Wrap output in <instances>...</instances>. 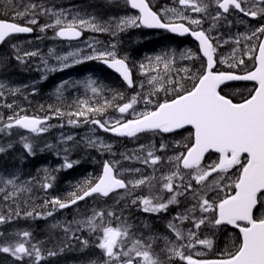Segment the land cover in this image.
Masks as SVG:
<instances>
[{
	"label": "snow or ice",
	"instance_id": "obj_1",
	"mask_svg": "<svg viewBox=\"0 0 264 264\" xmlns=\"http://www.w3.org/2000/svg\"><path fill=\"white\" fill-rule=\"evenodd\" d=\"M182 9L165 8L163 12L173 13V16L162 20L161 15L152 10L148 0H125L126 4H130L132 9H138L139 15L121 18L117 27L119 29L127 27L146 26L149 28L166 29L172 33H180L181 35L190 33L199 41V51L202 52L203 58H206V63H201L200 67L192 72L191 69L185 68L182 71L188 79L192 80L190 88H186L181 82L183 78L175 80L171 78L161 77L159 75L152 76L148 80V84L153 86L152 91L144 94L142 92L131 96L127 102L115 105L116 111L120 114V118L115 120L93 119L97 114H104L108 107H112V102L105 100L103 105L96 107L90 106L88 101H82L78 104V110L69 115H75L77 120L83 118L85 122H90L98 126L104 131L111 132L118 136L136 137L139 133H156L167 134L174 133L176 130L184 129L185 126H191L192 131L188 135L190 144L180 145L177 142V147L183 146L184 152L167 157V162L174 166V170L169 174L161 176L159 179L163 181L162 191L171 193L167 201H162L159 196L137 197L132 200V204H141L142 210L146 213H159L166 211L169 205L178 203V196H189L195 201L189 212L195 213L197 209L202 216L196 220L193 218L194 228L199 229L208 221V216L203 214H211L212 219L208 221L215 226L232 225L239 229L241 238L239 242L234 244V250L221 254L218 259H196L192 255H184L182 249L185 247L192 248L195 244L206 245L212 247V241L208 239H198L196 231L188 230L187 235L181 230L179 225L174 222H169L168 228L174 233L177 242L164 238L166 251L171 256H178L187 264H264V211L260 215H256V211L264 210V40L258 45H254L247 49L245 54L251 53L250 59L254 61V70H249L244 75H237L231 71L215 70L217 63L215 59L216 46L213 44V39L206 34L204 30H194L193 25L199 26L202 20L192 18L186 15V11L191 13H207L209 4L205 0H174ZM9 5H13V0H7ZM217 7L216 16L212 17L214 21L219 20L223 14L229 13L231 10L242 13L245 17H260L264 18V0H215ZM222 10V12L220 11ZM51 15L55 17L52 23H46L40 26V31L46 29H58L56 36L61 38H78L81 35V29L85 27L91 28L93 31H106L107 28L92 23L91 20H85L79 16H73L71 20L61 12H54L50 9L43 8L42 5L29 3L24 6V10L20 11L14 8L12 19L0 18V43L6 38L14 34L31 33L33 28L30 25H37L38 15ZM27 24L17 23V20L26 19ZM179 21V22H178ZM185 21L187 24H185ZM215 25H213L214 27ZM211 31V29H209ZM264 35V24L256 28L250 35L243 36V39L250 41L253 37ZM241 37L238 36L235 40L236 44L240 43ZM227 43V41H225ZM15 48L16 46L13 45ZM115 49V45L111 46ZM258 48V55L255 50ZM233 49L234 64L230 67H238L244 64L242 58L236 59ZM94 55L85 56L83 60L96 59L103 61L109 68L114 69L129 87H132L133 80L131 69L129 68L127 57L120 58L115 51H100L93 49ZM52 54V50H49ZM37 52H25L23 56H35ZM80 55L79 52H70L67 56L57 57V60L62 63V67H70L66 61L71 57L74 58V63L82 62L81 59H75ZM182 58L199 59L190 51L187 54H182ZM20 60V55L16 56ZM150 63L153 58H148ZM156 68L160 64L164 66V72L168 73L170 67L174 63L173 57L167 53L158 55L154 58ZM224 61L221 60V63ZM46 64V62H45ZM140 68L144 69L145 65L140 64ZM47 71H55L56 69H48ZM155 70V69H154ZM226 81H254L256 86L253 87L248 96L240 102H234L227 95L221 94V85ZM86 87L91 88V91L96 94L98 89L94 86L95 81L88 79L84 82ZM64 85H61L63 87ZM4 85L0 84V97L4 96ZM143 88V84H141ZM15 91H19L16 89ZM59 91V89H57ZM159 92H164L166 98L163 101L155 100L152 97ZM171 93V97L168 94ZM123 100L122 94L117 93L113 98ZM143 104V108L138 110L137 106ZM7 108L12 109L13 104H6ZM57 114H61L59 109ZM131 116V118H126ZM47 118L41 119L36 116L21 115L14 112L12 116L7 118V123L0 127V132L18 127L28 130L31 133H42L47 129L43 126ZM3 117H0L2 123ZM77 121L69 120V123ZM24 138H22L23 140ZM68 136L66 140H72ZM90 146H96L97 141H89ZM101 148L110 150V145H105L102 141L99 142ZM10 147V145H9ZM23 147L31 154L33 152L30 143H24ZM168 147L167 144L161 143L159 149L154 145H150L148 150H145L144 145H140L132 155L122 154L125 159L140 160L144 165L153 167V172L156 171L155 166L164 162V158L157 155V151H164ZM5 149L0 147V152ZM214 151L218 154V160L213 161L209 165H203L202 161L205 154ZM136 152L144 153L143 156L136 155ZM118 162L105 161L103 164L102 174L94 181L86 180L81 186L79 192L71 193L67 201H61L59 198H53L50 201L53 206V212L57 206L59 209H64L76 204L78 201L84 200L86 197L98 194L109 196L117 190H125V195H131V190H134L142 185L151 186V182L157 177L146 176L141 173L140 169H128L126 171L140 175L139 179L125 180L120 178V173L115 169V164ZM74 162H69L67 158L62 165L65 169L73 167ZM238 168L239 174L225 188H231L233 191L226 192L223 196L217 195L216 198H209L208 192L211 191L210 186H206L208 178L216 173L218 176L227 173L229 169ZM187 170L190 178L185 183V178L181 174ZM47 171V170H45ZM49 177L46 175L45 179ZM221 179L223 177L221 176ZM179 180L180 183H176ZM195 183V187L193 186ZM4 187H0V192H4L3 199L8 201L16 200L22 192L31 191L27 187L30 181L22 184L17 183V178L12 177L2 181ZM213 181V184H217ZM11 186L12 191L6 189ZM43 188L51 187V184L44 183ZM131 189V190H130ZM124 197H121L123 199ZM49 203L48 201L45 202ZM19 211L16 215L19 216ZM53 213L48 212L51 216ZM25 216H32V212H26ZM36 215H40L37 213ZM111 218L115 213L111 211L93 209L92 215L78 223L88 227L90 231H101L98 247L103 250L104 255L109 258V261H119L123 258V264H162L160 259L154 255L151 243H144L142 240H133L132 246L127 251L123 250L124 241L122 237H128V226H104L105 216ZM12 218L11 209L9 215H0V224L8 222ZM99 219V223L97 220ZM189 219L185 213H178L173 217V221L183 222ZM55 227V225H54ZM70 228H65V233L70 232ZM3 233H0L2 236ZM20 240L7 245H0V252L8 253L12 257L23 260L24 257L33 259L35 264H39L41 260V249L38 245L31 243V233L28 231L16 233ZM75 238V233H72ZM187 240L184 244L182 241ZM86 246L87 241H83ZM171 245V247H168ZM120 250L117 251L116 249ZM134 253V255H133ZM55 252H49L48 255H55Z\"/></svg>",
	"mask_w": 264,
	"mask_h": 264
},
{
	"label": "rangeland",
	"instance_id": "obj_2",
	"mask_svg": "<svg viewBox=\"0 0 264 264\" xmlns=\"http://www.w3.org/2000/svg\"><path fill=\"white\" fill-rule=\"evenodd\" d=\"M151 1L152 6L154 5V9L156 11H160L165 19H167V17L173 16V13L169 12L167 13V16H165L163 9H182V6L178 5V3L174 2V0H172V3L166 2V0ZM205 2L209 4L207 13L196 14L191 13L190 11H186L185 14L191 16L192 18H199L202 20L201 25L193 26L196 28H205L209 32L210 36L214 38L213 40L216 43V58L222 65V68L228 70L234 69L246 72L249 71V69L247 68L248 62L246 58H248L251 53H245L247 52L248 48L257 45L258 37L260 35L258 34V37H253V39L250 41L244 40L243 36L250 35L253 30L264 24V18H260L258 22H256V24H251L250 28L248 22H244L241 20V18L237 17L236 14H239L238 11L231 10L229 12V14H233L231 15V18H228L227 14H223V16L218 20L217 23L213 22L209 24L208 22L211 21L212 17L216 16L218 9L216 7L215 0H205ZM18 3L21 4L19 5ZM29 3L42 5L43 8L50 9L54 12L63 11L69 20H71L73 16H79L80 18H83L85 20H91L92 23L101 25L108 30L93 31L91 28L85 27L83 29L87 32L89 31L90 34L86 40L78 43H68L61 40L56 36V31L58 29L52 28L46 29L43 32L40 31L38 35L34 37L10 39L8 42H6L0 48V84L4 85V96L0 97V117H3V121L2 123H0V127L8 122L7 118L9 116H12L14 112L21 114V105L26 98L28 100L27 102H30V95L37 93L38 96H40L37 90H30V86L28 88H25V85H22L20 83L21 81L19 76L17 75L15 65L8 69L11 75H3V69L6 68L9 63L11 64L10 61L12 59L18 66L27 67V70L38 68V72L43 78L42 80L48 78L52 73L54 76L56 75V73H66L65 71L68 72L70 69H72V67L88 61V67L90 69L88 70V74L84 75L81 78H77V83H66V87L67 89H70L71 95L64 96L63 90L59 89V91H54L52 95L47 98V100H50L48 102V106H50L51 108H53L54 106L58 109L65 108L70 113H75L78 110V104L82 101H88L89 105L92 106L94 100L97 99V96L101 95L100 88L97 85L95 87L98 89V92L94 94L91 91V88L86 87L84 83L88 79H91L93 81L97 80L99 78V75L95 78L96 71H100L103 74L101 66L99 65V60H83V57L85 56L94 55L93 49L97 50V52L106 50L115 51L118 57H127V59L134 62V69L140 75L136 91L134 93H131L130 91L128 93V96L126 97H124L121 91H117L115 87L112 91H110L111 98H114L117 93L123 95V100L117 98L120 101L119 104L127 102L131 96L136 94V92H143L144 94H147V91H152L153 86L148 84V80L151 79L152 76L159 75L161 77L170 78V74L174 69V63L170 67L168 73L164 72L163 64H160L159 68H156L155 65L154 58L158 55H163L164 52L157 55H145L143 53L142 55L134 53L132 51L131 47L134 46L137 42L141 41L137 37L138 30L136 29H138L139 27H134L136 29L133 31L136 36V40H134L133 43L131 41H128V43H123V29H119L117 27V23L121 18L136 16L127 12V9L128 11H130V9L126 3L113 0H50L49 2H46L45 0H13V5H9L7 3V0H0V14L3 15L0 17L12 19L14 8L23 11L24 6ZM220 11L222 12V10ZM31 18L32 17L29 16L26 19H20L17 21L27 22V20ZM36 18L38 20V24L36 26L39 29L41 25L52 23L55 19V17L51 15L43 14L38 15ZM213 25L215 26L213 27ZM219 27H224V30L217 31V28ZM243 27L248 28L244 30ZM209 29H211V31H209ZM95 33H102L103 37H98ZM238 36H240L241 39L240 43L236 44L235 40ZM225 41H227V43H225ZM120 44L126 45L122 47L120 46ZM13 45H15L16 47L14 48ZM112 45L116 46L115 49H112ZM50 49L52 50L51 55L49 54ZM233 49L237 50L235 52L236 59L242 58L244 60L243 65H240L238 67H230V65L234 64L235 62L233 60ZM189 50L191 49L186 48V51ZM25 52H37L38 55L23 56V53ZM70 52H79L80 55L75 59H81L82 62L74 63V58L70 57L66 61V63L71 66L62 67V63L57 60V57L67 56ZM182 54H185V51L179 55L174 56L177 58L178 62H185V60H187L186 58H182ZM17 55H20L22 59H16ZM148 58H153L151 63ZM221 60H223L224 62L221 63ZM26 62H28L29 64ZM140 64H144L145 68L141 69ZM46 68L56 70L47 71ZM185 68L191 69L192 72L196 71L195 65L191 67L188 66L187 63L178 66L177 69L182 71V69ZM155 71L158 72L155 73ZM63 80L64 79H62L61 81L63 82ZM110 80L113 81V78H111ZM62 82H59V84H63ZM31 83H36V81H32ZM141 84H143V88H141ZM78 85L81 86L82 90H77ZM16 89H19V91H15ZM233 91V93L235 94L236 91H238V88H233ZM152 98L158 100L157 94ZM56 100H66V103H57ZM38 101L39 100H37L36 102L38 103ZM108 101L112 102L113 106L116 105L114 99H108ZM6 104H13V108H7L5 106ZM142 108V103L137 106L138 110ZM125 115L126 118H131V116H127V114ZM47 118L53 119L60 117H57L53 113H49ZM92 118L100 119L101 121L115 120L120 118V114L115 111V114L113 116H109L105 119L98 118L97 116H94ZM70 119L77 122L70 124ZM44 127L47 130L39 134L23 131L18 127H15L10 131L5 130L0 132V141L2 146L18 142H20V145H23L25 142L30 143L32 145L33 152H36L34 154L35 158L33 156V159L37 160V168L39 170V173L35 174V172H33L32 170H37V168L35 169L31 166L29 167L30 173L25 174L22 170H19V168H0V187H4L2 183L3 180L16 177L18 184L30 181V183L27 184V187L31 189V191L20 193L15 201H13L12 199L4 201L3 196L5 193L0 192V213H2V210L4 209L12 210V218L8 222L0 224V233H3V235L0 236V245L12 244L19 241L20 237H18L16 233L27 231L28 228L31 227H39L38 222L42 220L43 227L50 228L52 230V234L40 240H33L32 237H30L31 243L38 245L41 249V260L39 261V264H122L123 258L119 261H109V258L104 255L103 250H101L97 246L98 244H96V242L99 243V240L94 241L95 237H90L97 233L101 236V231H90L88 227L78 223L79 221L85 220L87 219V217L91 216L93 209L97 211L103 209L105 210V212L111 211L115 213V216L111 218L107 217V215L105 216L104 226H128V237L121 238L124 241V251H127L128 248L132 246L133 240L139 239L146 244L151 243L154 255H156L160 259L162 264H185V261L181 260L178 256L169 257V254L166 251L164 240L165 237H167L174 243H181L176 241L174 233H172L168 228L169 222L177 223L185 235H187L188 230L191 229L193 231H196L198 239H208L212 241V238L209 239L208 235L210 234V236H214L215 243H212L213 245L211 248H208L206 245L195 244V246L192 248H183L182 251L184 255H192L193 257L199 258L215 257L228 251H233L234 244L239 242L237 241L236 232L233 230L222 228V231H216L215 227L217 226H215L213 223L208 222L212 219L211 214H203L208 216V221H206L204 225H201L199 229H195L193 218L198 220L201 218L202 214L199 209H197L195 213L188 211L195 203V201L191 199L190 194L187 197L178 196L177 201L178 203H180V205L177 206L178 203L169 205L166 211H161L159 213H146L142 210L143 206L141 204H132L133 199L145 196H159L162 201H167L171 193L161 190L163 181L159 178L161 176L169 174L170 171L174 170V166L172 164H170L172 167H169L167 157L176 155L178 154V152H182L184 150L183 146L177 147V142H180V145L190 144V141L187 139L189 135L188 133H180L178 135L171 136L169 142L167 140L163 141V143L168 145L167 149L164 151H157L156 154L163 157L164 162L156 165V171L153 172V167L142 164L140 160L125 159L124 155H122H132L135 151V149L133 148V145L135 143L119 149L118 147H115V145H113L112 142L114 141V138L109 132L100 129L98 126L93 125L90 122H85L83 118L77 120V117L75 115H71L69 118L66 117V121L64 123H61L59 121L56 124L47 123L46 125H44ZM55 136L58 139V145L54 140ZM68 136H71L73 139L66 140ZM141 137L142 136L137 137L136 140H133L131 142L137 141L138 138ZM22 138L24 139L22 140ZM152 138L154 137L152 136ZM80 139H84L87 144H89V141H97L96 146H93L96 149L97 153L93 157H88V165H90V167H88V170L83 171V173L76 180L69 182V184L67 185L66 181L71 179H66L65 170L63 172H59V170L65 169L62 167L65 158H67L69 162H74L73 165H81L84 155L82 159L77 156L72 159V157L70 158V155H68L71 154V151L73 149H76L75 147L77 146V143L75 141L79 142ZM100 141H102L105 145H110V150L101 148L99 146ZM161 143L162 142H160V144ZM53 144H55L54 146H56L55 155H51L47 151V148H54V146H52ZM154 144L155 142L148 143V145L145 146V148H147L146 151L148 150V147L150 145ZM160 144L155 148L159 149ZM115 148H118V151L114 150ZM138 148L139 147H137L136 150ZM133 149L134 151H130ZM23 150L27 151L24 147ZM85 155H87V153H85ZM136 155L143 156L144 153ZM216 160H218L217 156H210L207 160V163L204 165H209ZM105 161H108L110 163L118 162L115 164V169L121 174V176L125 177L127 180L141 178L140 175L126 171L128 169H140L143 175H154L155 177H157V179L151 182V186L146 184L134 190L130 189L131 195H125L124 190L108 198L95 196L88 199L85 203H81L76 207L69 209L68 211L59 209L57 206L56 210L53 212V206L50 203L53 198H59L61 201H63L67 194L79 192L81 186L86 180L94 181L98 176L101 175V171ZM162 166H164V168H162ZM184 173L188 174L185 178L186 183L190 178V174L189 172H183L181 174L183 175ZM46 175L49 177L48 179H45ZM221 176L223 177V179H221ZM235 178L236 175L232 171L220 174V176H218L216 173L212 174L206 182V186L211 187V191L208 192V197L216 198L217 195L223 196L226 192L233 191V189L231 188H225V185L231 184V182ZM214 180L218 183L213 184ZM44 183L51 184V187L47 189L43 188L42 185ZM176 183H180V181L177 180ZM193 186L195 187L194 182ZM6 191H12L11 186H9ZM121 197L124 198L121 199ZM46 201H48L49 203L46 204ZM17 211H19L21 216L17 217ZM26 212H32L33 215L30 217L25 216L24 214ZM48 212H52L53 214L51 216H48ZM37 213H39L40 215H36ZM178 213L187 214L189 219L184 220L183 222L173 221V217H175ZM97 222L99 223V219L97 220ZM190 225L193 226L190 227ZM65 228H70L71 231L66 234ZM73 232L75 233V238H73L72 236ZM83 232L88 234V239L85 236H81ZM83 241H87L86 246L83 244ZM182 243L187 244L188 241L185 240L182 241ZM168 247H171V245H168ZM116 250L119 251L120 249L117 248ZM49 252H55L56 254L49 256ZM11 262H18L20 264H35L34 258L29 259L28 257H24L23 260H18L8 253L0 252V264H13Z\"/></svg>",
	"mask_w": 264,
	"mask_h": 264
},
{
	"label": "trees",
	"instance_id": "obj_3",
	"mask_svg": "<svg viewBox=\"0 0 264 264\" xmlns=\"http://www.w3.org/2000/svg\"><path fill=\"white\" fill-rule=\"evenodd\" d=\"M2 136V135H1ZM10 145V147H9ZM0 147L4 148L5 150L3 152H0V168H13L16 167L20 160L22 159L21 157V151H20V145L19 143H11V144H7L2 146L1 145V141H0ZM29 153H26L25 156V160L29 158L28 156ZM12 213V210H11ZM1 215H5L8 216L9 215V210L4 209L2 210V213H0ZM19 216H21V214H19ZM17 216V217H19ZM39 227H31L28 228V232L31 233L33 240L34 239H43L49 235H51V229L48 227H43V222L42 220H40L38 222ZM42 228V229H41ZM54 232V231H53ZM99 234H95L90 236L91 238L95 237L94 241H98L99 240ZM81 236H85L88 239V234L83 232L81 234ZM96 244H98V242H96ZM13 264H18V262H11Z\"/></svg>",
	"mask_w": 264,
	"mask_h": 264
},
{
	"label": "flooded vegetation",
	"instance_id": "obj_4",
	"mask_svg": "<svg viewBox=\"0 0 264 264\" xmlns=\"http://www.w3.org/2000/svg\"><path fill=\"white\" fill-rule=\"evenodd\" d=\"M249 18H251V19H257L258 17H256V18H252V17H249ZM21 24H27V22H24V21H22V22H20ZM30 25V24H29ZM33 28H34V33H33V35L32 36H36L37 34H38V31L37 30H39L35 25H31ZM85 35H86V33H85ZM13 39H17L16 37L15 38H13ZM169 40H170V44H175V43H177V42H179L180 41V39H178V38H176V37H174V36H172V35H169ZM176 47H178V48H181L182 46L181 45H179V44H177V46ZM194 54H196V53H194ZM196 57H200V56H198V55H196ZM193 60V62L195 63H197L198 61H200L201 60V57L199 58V59H192ZM20 74L22 75V79H24V80H26L27 79V77H28V74L26 73V71L25 70H21V72H20ZM37 75H38V73L37 72H34V76L35 77H37ZM35 97V96H34ZM37 99V98H36ZM37 101V100H36ZM33 102V103H35V105H38L37 104V102ZM33 103L31 104V105H33ZM22 109L24 110V112H28L29 110H27V104H22ZM31 112H33L32 110H30ZM29 111V113H31Z\"/></svg>",
	"mask_w": 264,
	"mask_h": 264
},
{
	"label": "water",
	"instance_id": "obj_5",
	"mask_svg": "<svg viewBox=\"0 0 264 264\" xmlns=\"http://www.w3.org/2000/svg\"><path fill=\"white\" fill-rule=\"evenodd\" d=\"M178 34H180V33H178ZM196 39V38H195ZM199 42V41H198ZM123 137H125V136H123ZM87 198V197H86Z\"/></svg>",
	"mask_w": 264,
	"mask_h": 264
}]
</instances>
